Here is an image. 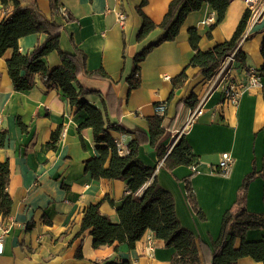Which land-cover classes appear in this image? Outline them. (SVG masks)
<instances>
[{
	"label": "crops",
	"instance_id": "0c3cea01",
	"mask_svg": "<svg viewBox=\"0 0 264 264\" xmlns=\"http://www.w3.org/2000/svg\"><path fill=\"white\" fill-rule=\"evenodd\" d=\"M32 0H25L26 3ZM172 0H60L61 9L54 16L51 0H35L44 17L62 25L60 48L74 53L78 47L86 56L85 67L91 74L103 69L110 79L90 77L80 72V80L101 90L102 96L89 94L85 98L107 111L112 122H120L130 129L149 131L148 118L158 114L156 103H165L164 125L167 133L163 145L171 150L178 141V131L184 129L191 112L198 106L203 110L181 136H185L198 157L195 167L180 165L172 170L164 165L158 150L150 143L141 145L138 158L156 169L163 188L172 193L176 214L181 224L192 231L198 242L209 247L202 249V257L209 253L212 242L222 230L225 212L230 209L244 177L255 164L264 166V78L262 86L246 90L238 103L228 100L223 91H208L210 80L199 67L189 66L194 55L190 44L191 28L200 35L199 47L206 51L232 37L247 10L243 0H232L224 20L208 36L211 25L204 21L217 13L205 3L190 13L176 40L165 41L155 47L140 63L141 84L130 90L128 78L134 68V57L145 48L161 41L166 30L160 27L139 41L143 18L138 7L157 24L161 23ZM264 2V0H261ZM126 16L120 22V14ZM0 1V18L3 17ZM249 36L247 39L246 37ZM46 39L44 33L24 36L19 40L20 52H32ZM264 39V13L251 20L240 49L247 54L245 66L232 64L229 71L234 80L247 79L248 68L264 65L261 45ZM12 49L0 56V131L7 130L4 145H0V162L10 163L12 209L7 218L0 215V234L7 229L0 252V264H94L106 260H128L133 264H174V248L148 230L131 248L127 243L112 246H93L90 230L80 236L82 219L89 204L100 203L102 213L112 221H119L118 209L129 193L128 180L94 178L86 169V162L98 155L92 128H81L87 119L84 110L72 108L57 88L48 89L37 77L36 85L28 91H17L8 72L7 60ZM51 67L61 64L58 51L44 57ZM186 69V82L174 90L173 78ZM88 73V74H89ZM174 90L173 98L168 99ZM194 93L199 103L193 108L184 102ZM175 118L173 122L171 119ZM25 125L20 126L19 121ZM61 128L57 149L49 148L54 131ZM112 136L127 152L126 146L135 139L131 132L111 130ZM224 152L231 153L233 165L229 175L218 172ZM192 187L204 217L196 214L186 196V179ZM248 210L264 213V178H256L248 191ZM250 241L264 239V228L251 229ZM240 241H237L239 246ZM152 246V250L149 247ZM82 249L83 258L76 257ZM201 264H207L205 260ZM238 264H263L251 257H243Z\"/></svg>",
	"mask_w": 264,
	"mask_h": 264
},
{
	"label": "trees",
	"instance_id": "16d2710c",
	"mask_svg": "<svg viewBox=\"0 0 264 264\" xmlns=\"http://www.w3.org/2000/svg\"><path fill=\"white\" fill-rule=\"evenodd\" d=\"M0 1L4 13L0 18V56L9 49L13 50L11 57L7 60V67L14 89L31 90L36 85L38 77L48 89L57 88L68 99L72 108L86 111L87 119L81 128H92L98 150V155L86 162L87 171H90L97 180H128L129 193L118 209L119 221L114 222L108 215L102 213L100 203L89 204L84 212L78 236L90 230L94 237L95 248L112 246L116 243H127L133 248L145 232L151 230L157 238L165 242L167 248L175 249L172 258L174 264H201L203 260L207 264H238L243 257H251L264 264V239L255 241L247 239L249 230L264 228V213H252L247 205L250 184L258 177L264 178V166L261 171H258L254 164L252 171L244 177L234 205L223 216L219 237L212 242L208 255L202 257V249L209 246L204 242H198L196 235L181 224L176 214L174 196L161 186L155 173L156 169L147 166L138 158L141 145L150 143L158 150L159 158L163 160L166 168L172 170L180 165L195 167L198 157L186 137L181 136L168 152L169 148L164 146L163 142L171 123L168 126L164 125L165 114H156L148 118V132L138 128L130 129L120 122H112L107 111H103L85 98L89 94L102 96L101 90L84 84L79 78L82 71L90 77L102 79H110L108 74L103 69L90 74L85 67L86 56L78 47L74 53L65 52L60 48L62 25L54 19L44 17L35 0L28 3L25 0ZM231 2L232 0H172L164 20L159 24L144 12V3L141 4L138 7V13L143 18V24L137 39L143 40L158 27L165 29L166 35L161 41L150 45L134 57V68L128 78L130 90L138 88L141 84L140 63L161 43L176 40L190 13L200 10L205 3L214 8L217 19L208 32V36L211 37L212 29L224 20ZM51 4L54 16L58 15L61 8L60 0H51ZM251 15L252 13L247 9L232 37L206 51L199 47L200 35L197 29L191 28L189 30L190 44L194 55L189 66L199 67L200 73L208 80L215 76L232 53H234V64L245 66L247 54L240 49L239 45L246 33ZM67 20H72L71 15ZM35 33H44L45 41L30 53L20 52V38ZM246 38L248 39L249 36ZM53 51L59 52L61 64L51 68L44 57ZM261 53L264 58V39ZM254 70L262 81L264 65ZM186 80L185 69L173 78L174 90L183 85ZM174 90L168 102L172 100ZM184 102L194 108L199 103V99L192 93L184 99ZM160 104L156 103V107ZM174 120L175 118H172L171 122ZM19 124L25 128L21 120ZM111 130L135 134V139L126 146L125 154L120 153L122 148L112 136ZM6 135L7 130L0 131V145H4ZM60 136L61 128L52 133L48 144L50 149H57ZM194 174L195 172L186 179V196L193 211L203 218L204 214L199 207L191 183V177ZM10 175L9 161L0 162V215L3 218H7L12 209V197L8 191ZM238 240L239 246H237ZM76 257L83 258L81 248L78 249ZM94 264L133 263L128 260L113 259Z\"/></svg>",
	"mask_w": 264,
	"mask_h": 264
},
{
	"label": "built area",
	"instance_id": "2783aa9c",
	"mask_svg": "<svg viewBox=\"0 0 264 264\" xmlns=\"http://www.w3.org/2000/svg\"><path fill=\"white\" fill-rule=\"evenodd\" d=\"M247 4V9L250 10L252 13L251 20L258 19L263 13H264V2L261 0H243ZM60 13L67 16V13L64 9L60 8ZM126 16L122 13L120 14V22L122 24L125 23ZM250 20V21H251ZM205 24L212 25L215 23V18L213 16L207 18L204 21ZM244 39V37H243ZM242 39V40H243ZM241 40V41H242ZM234 53L230 54L224 63L222 64L221 68L218 70V72L215 74V76L210 79V87L209 92L212 91L215 88H219L223 91L225 97L230 100L233 104L238 103L241 95L244 91L249 90L250 88L262 86V81L260 77L257 76L254 69L247 70V79L246 81L242 83H238L234 80V78L231 76L229 69V66H231L234 63ZM156 111L158 114L163 115L167 111V106L165 103H161L159 106L156 107ZM203 113V110L200 106H198L196 109H194L193 112H191L189 116V120L187 124L185 125L184 129L181 131H178V136L175 138L176 140L181 137L185 129L191 125L196 118ZM163 165V160L160 163V166ZM233 165V157L231 153L224 152L222 154V158L218 164V172L221 175L227 176L230 174L231 169ZM7 233V229L4 228L2 233L0 234V252L3 251V241L5 234ZM149 250H152V246L149 247Z\"/></svg>",
	"mask_w": 264,
	"mask_h": 264
}]
</instances>
